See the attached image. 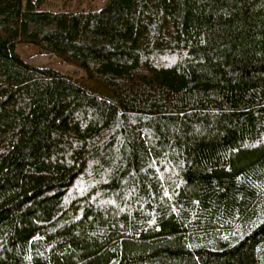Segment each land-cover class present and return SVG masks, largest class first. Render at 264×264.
Instances as JSON below:
<instances>
[{
	"label": "trees",
	"instance_id": "16d2710c",
	"mask_svg": "<svg viewBox=\"0 0 264 264\" xmlns=\"http://www.w3.org/2000/svg\"><path fill=\"white\" fill-rule=\"evenodd\" d=\"M70 1L0 0V264H264V0Z\"/></svg>",
	"mask_w": 264,
	"mask_h": 264
},
{
	"label": "rangeland",
	"instance_id": "374dc122",
	"mask_svg": "<svg viewBox=\"0 0 264 264\" xmlns=\"http://www.w3.org/2000/svg\"><path fill=\"white\" fill-rule=\"evenodd\" d=\"M105 3V0H71L69 2V6L72 8L80 7L83 9L87 8H93L97 9L100 8L103 4ZM48 8L52 10H56L60 8V5L56 4H49ZM18 53L20 56L28 61L29 63L33 65H38V66H51L53 68H56L58 70L67 72L68 74L74 76V77H79L82 76V74L76 70L73 66H69L62 61H60L58 58L52 56V55H46V54H38L36 51L31 49L30 47L20 45L17 48Z\"/></svg>",
	"mask_w": 264,
	"mask_h": 264
}]
</instances>
